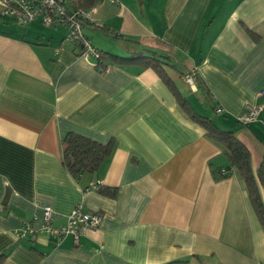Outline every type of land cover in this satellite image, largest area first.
<instances>
[{
    "label": "crops",
    "instance_id": "0c3cea01",
    "mask_svg": "<svg viewBox=\"0 0 264 264\" xmlns=\"http://www.w3.org/2000/svg\"><path fill=\"white\" fill-rule=\"evenodd\" d=\"M91 11L93 22L119 34L99 29L108 37L92 36L99 50L130 56L142 45L171 48L166 71L178 90L197 112L234 130L257 168L264 152V0H100ZM41 26L0 16L4 264H264V228L241 178L213 177L212 167L226 166L227 158L159 75L109 62L100 71L63 41L64 26ZM94 29L88 24L85 34ZM191 70L223 112L216 115L201 91L183 83ZM246 103L261 110L242 125L237 116ZM67 132L112 139L113 151L97 170L74 176L63 164ZM102 186L115 195L102 194ZM78 204L101 221L77 243L14 235L44 206L61 225Z\"/></svg>",
    "mask_w": 264,
    "mask_h": 264
},
{
    "label": "trees",
    "instance_id": "16d2710c",
    "mask_svg": "<svg viewBox=\"0 0 264 264\" xmlns=\"http://www.w3.org/2000/svg\"><path fill=\"white\" fill-rule=\"evenodd\" d=\"M99 1L100 0H65V5L70 10L78 8L91 10ZM88 24L94 25L95 29L97 28L109 32L113 37L119 36V34L109 31L103 24L86 21L84 22V27ZM170 49L171 48L165 45H142L137 52L130 56H120L118 54L99 50L100 54L95 60V67L100 71H104L107 69L106 62H109L114 65L135 64L142 68L153 69L170 88L177 102L191 120L202 126L207 137L222 149V152L227 158V164L222 168L212 167L213 177L215 179H221L228 176L231 172H235L241 178L260 225L264 228V152L261 154V159L257 168L253 169L250 151L246 144L237 137L235 131L223 128L213 117L203 115L194 109L189 100L178 90L166 71L168 67H172V64H170ZM194 80L198 91H201L208 98L215 112L217 104L210 95L206 83L197 72H195ZM215 114L218 115L216 112ZM63 143V164L74 176L84 171L93 172L97 170L99 165L111 155L114 148L112 139L107 143H100L75 132H67L63 137ZM222 170H224L225 173H222ZM99 191L109 196H114L116 193L114 188L107 186H102ZM3 258L4 254H0V264H4ZM164 264H190V261L189 259H181Z\"/></svg>",
    "mask_w": 264,
    "mask_h": 264
},
{
    "label": "built area",
    "instance_id": "2783aa9c",
    "mask_svg": "<svg viewBox=\"0 0 264 264\" xmlns=\"http://www.w3.org/2000/svg\"><path fill=\"white\" fill-rule=\"evenodd\" d=\"M109 1L116 2V0ZM0 16L10 18L19 25H28L34 21H39L46 27L62 25L66 29L63 41L78 46L79 56L93 58L95 61L100 54L99 49L93 45L84 31V22L93 21L92 11L80 8L70 10L65 5V0H0ZM194 76L195 70L188 71L184 74L183 81L192 92H197ZM244 107V111L237 116V121L247 125L256 120L261 106L246 103ZM215 112L218 114L223 112L222 107L217 105ZM222 173L225 171L222 170ZM57 217L58 214L50 206H44L40 215L32 216L21 228L14 229V235L18 239L45 235L56 245L70 236L77 243L86 229L96 227L101 221V214L84 211L81 204L75 206L65 216L63 224L53 223Z\"/></svg>",
    "mask_w": 264,
    "mask_h": 264
},
{
    "label": "rangeland",
    "instance_id": "374dc122",
    "mask_svg": "<svg viewBox=\"0 0 264 264\" xmlns=\"http://www.w3.org/2000/svg\"><path fill=\"white\" fill-rule=\"evenodd\" d=\"M99 24V23H98ZM41 28H43L44 30H49L48 28L49 27H46V26H41ZM87 32H89V34H91L90 36H89V38H90V40H91V42H96V38L95 39H93L92 38V36L94 37V35L96 34V36H104L105 38H108L106 35H104L102 32L103 31H101V30H99V29H94V30H90V31H87ZM167 72H168V70H167ZM169 73H170V71H169ZM185 73V72H184ZM184 73L182 74V76H184ZM183 80V79H182ZM183 83L186 85V86H188L184 81H183ZM189 88V87H188ZM190 90V89H189ZM199 111H203L202 109L200 110V109H198ZM210 115L213 117V119L216 121V122H218V119L216 118V116H213L212 115V113L210 112ZM219 125V124H218Z\"/></svg>",
    "mask_w": 264,
    "mask_h": 264
}]
</instances>
